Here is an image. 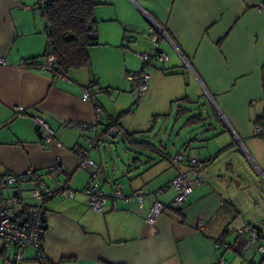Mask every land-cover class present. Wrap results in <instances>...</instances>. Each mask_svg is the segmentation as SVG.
<instances>
[{
  "label": "crops",
  "instance_id": "0c3cea01",
  "mask_svg": "<svg viewBox=\"0 0 264 264\" xmlns=\"http://www.w3.org/2000/svg\"><path fill=\"white\" fill-rule=\"evenodd\" d=\"M260 1L95 0L97 41L88 48L90 65L69 70L62 78L58 71L41 73L31 66L48 43L41 1L0 0V58L6 62L0 64V211L11 208L14 186L7 182L11 174L25 177L19 185L20 200L28 207L38 203L32 195L34 186L52 188L64 179L76 191L73 198L58 194L44 204L43 251L52 264H218L220 257L225 264H264L260 241L243 250L250 228L264 232V137L253 134L255 126L264 127ZM157 27L165 35L154 46L148 36ZM127 34L133 37L126 40ZM156 49L168 55V62L143 66L136 51ZM140 71L149 73L150 79L145 95L137 100L125 76ZM94 76L92 97L83 100L81 87ZM96 86L104 89L98 95ZM115 88L128 89L139 108L154 100L157 104L160 98L182 100L177 115L185 112L187 119L189 104L203 101L210 109V153L195 151L192 141H184L176 152L201 160L199 184L192 187L180 212L166 209L153 225L144 220L152 191L163 189L159 198L169 203L175 190L168 182L188 164L176 163V153L167 147L160 151L147 142V147L139 148L145 152L138 154L143 159L134 155L133 165L123 163L134 169L126 173L119 165L109 167L100 156L118 134L108 138L99 126L102 137L89 148L86 139L94 137L90 130L64 126L66 121H94L100 107L102 123L118 127L115 115L121 94H115ZM203 103L192 117L195 123L208 114ZM35 116L54 131L51 142L42 141L44 132L35 125ZM123 135L137 146L130 142L133 133ZM75 144L88 148L99 167L97 182L107 197L100 212L91 210L82 193L91 169L80 167L71 152ZM57 157L64 175L48 171ZM118 183L125 195L148 184L145 207L139 209L134 199L114 203L111 194ZM198 219L205 222L202 229L195 226ZM228 226L243 228L245 234L238 236ZM218 239L230 247L216 248ZM0 264H38L35 249L27 246L23 260L17 261L13 247L0 248Z\"/></svg>",
  "mask_w": 264,
  "mask_h": 264
},
{
  "label": "built area",
  "instance_id": "2783aa9c",
  "mask_svg": "<svg viewBox=\"0 0 264 264\" xmlns=\"http://www.w3.org/2000/svg\"><path fill=\"white\" fill-rule=\"evenodd\" d=\"M257 9L264 11V0H261ZM161 35H165L160 28H156L148 36L149 40L154 46L159 43ZM136 54L142 60V65L147 66L151 62L167 63L168 55L160 49H156L152 53L136 51ZM5 60L0 58V64H5ZM32 68L38 70L41 73H46L55 70V58L51 54H45L44 56L34 59L31 63ZM58 75L65 78V74L58 71ZM150 74L145 71L137 73H130L125 76V80L132 85L131 93L139 99L143 97L148 88V81ZM97 84V77L94 76L90 79L86 86L81 87V95L83 100H90L92 97L91 89L93 85ZM104 89L96 86L94 88V94L98 95ZM34 123L38 129H41L44 134L42 135V141L49 143L54 138V131L48 125V123L40 116L34 117ZM64 126L68 128L87 129L93 134V138L86 139L87 146L89 148H95L99 139L102 137L98 133L99 126L104 127L105 135L108 138L115 137L118 134V127L115 123L109 122L104 125L102 123V109L97 107L95 110V119L89 123L81 122H64ZM255 136L264 137V127L255 126L253 130ZM71 152L75 154L79 160V165L83 169H91L88 182L82 189V193L86 196L89 207L93 212H100L103 210L107 197L101 190L97 176L99 167L97 163L90 156L89 149L79 144H75L71 148ZM174 161L178 164L186 163L188 168L177 171L169 180L168 186L175 190V195L169 201V203H163L159 196L162 194L163 189H156L152 191V202L145 215V222L149 225H153L156 218L163 213L166 209H170L175 212H180L184 207L186 199L192 190V187L199 184V174L203 170L202 162L197 157L185 156L183 152H178L173 157ZM49 172L64 175L65 170L62 165L61 159L57 157L53 164L48 168ZM23 175L11 174L7 178L8 184L14 186V194L11 197V208L0 211V248L5 249L13 247L15 251V259L17 261L23 260L24 249L27 246H31L35 249V259L38 264H52L43 251V238L46 231L44 222L45 202L61 194L68 198H73L76 191L68 186V183L64 179L57 180L54 187L49 188L47 186L39 187L34 186L32 195L38 200V203L32 207H28L20 200L19 185L24 180ZM149 190V185L145 184L142 188L134 190L130 195H125L121 191V184H115L111 197L115 203L116 200L121 199L123 201H130L134 199L139 209L145 207L146 192ZM115 205V204H114ZM205 222L202 219H198L195 223L197 229H202ZM227 230L236 231L238 236L245 234L243 228H234L228 226ZM247 234V240L244 244L243 250L249 248V246L257 241H260L258 250L262 256H264V232L258 228H250ZM216 248L227 249L230 245L223 239H218L215 242ZM218 264H225L224 258L218 259Z\"/></svg>",
  "mask_w": 264,
  "mask_h": 264
},
{
  "label": "rangeland",
  "instance_id": "374dc122",
  "mask_svg": "<svg viewBox=\"0 0 264 264\" xmlns=\"http://www.w3.org/2000/svg\"><path fill=\"white\" fill-rule=\"evenodd\" d=\"M127 84L129 85V83ZM113 92L118 95L121 94L118 98L115 115L118 117V129L120 128V130L117 139L114 142H109L111 148L109 149L105 145L100 152L102 160L106 161L109 167L111 164H116L127 173V170L130 172L134 169H129V166L124 167V162L126 164L132 162L131 165H133L132 156L134 155L143 159L138 157V154L144 150L129 144L125 140L124 132L133 133L134 140L149 142L160 151H164L167 147V151H172L173 155L183 147L184 141H192L195 144V151L201 150V153L203 151L210 153V129H207L208 124H210V109L203 101L200 103H203V107L207 108L208 114H204L202 122L195 123L197 119H192V117H197V113L201 111L200 103L189 104L191 112L187 119L183 116L185 112L177 115L178 109L182 111L181 107L184 105L182 100L170 102L160 98V102L159 99L156 101L157 104L154 100L141 105L139 108L140 102H133L131 95L128 94V89L115 88ZM130 109L132 110L129 111ZM204 122L205 124H203ZM146 154L154 158L157 155L154 152H147Z\"/></svg>",
  "mask_w": 264,
  "mask_h": 264
},
{
  "label": "trees",
  "instance_id": "16d2710c",
  "mask_svg": "<svg viewBox=\"0 0 264 264\" xmlns=\"http://www.w3.org/2000/svg\"><path fill=\"white\" fill-rule=\"evenodd\" d=\"M40 1L41 13L45 19L43 30L48 41L44 55L54 56L55 71L66 74L69 70L89 66L88 48L97 41L93 18L95 0ZM130 142L139 148L148 145L147 142Z\"/></svg>",
  "mask_w": 264,
  "mask_h": 264
},
{
  "label": "water",
  "instance_id": "95a60500",
  "mask_svg": "<svg viewBox=\"0 0 264 264\" xmlns=\"http://www.w3.org/2000/svg\"><path fill=\"white\" fill-rule=\"evenodd\" d=\"M133 36H132V34H127L126 36H125V39L126 40H129L130 38H132Z\"/></svg>",
  "mask_w": 264,
  "mask_h": 264
}]
</instances>
